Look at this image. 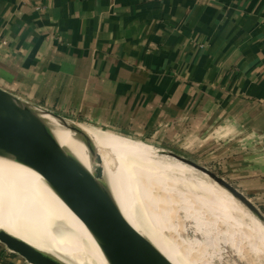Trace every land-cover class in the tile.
I'll return each instance as SVG.
<instances>
[{"label": "crops", "instance_id": "0c3cea01", "mask_svg": "<svg viewBox=\"0 0 264 264\" xmlns=\"http://www.w3.org/2000/svg\"><path fill=\"white\" fill-rule=\"evenodd\" d=\"M0 88L152 147L223 134L264 198V0H0Z\"/></svg>", "mask_w": 264, "mask_h": 264}, {"label": "bare ground", "instance_id": "6f19581e", "mask_svg": "<svg viewBox=\"0 0 264 264\" xmlns=\"http://www.w3.org/2000/svg\"><path fill=\"white\" fill-rule=\"evenodd\" d=\"M35 114L60 148L108 192L127 223L171 264H202L207 247L218 245L243 264H264L260 230L264 219L205 173L142 143L79 128L93 145L90 149L63 121L47 112ZM0 198L15 208L24 223L0 211V235L24 242L57 264H134L105 229L70 207L40 173L6 154L0 155ZM163 198L175 211L168 225L162 221L157 225L155 203ZM187 219L194 220L192 227L202 240L190 241L184 235ZM69 242L86 243L92 258ZM253 248L259 253L254 262ZM7 249L18 253L14 246Z\"/></svg>", "mask_w": 264, "mask_h": 264}, {"label": "water", "instance_id": "95a60500", "mask_svg": "<svg viewBox=\"0 0 264 264\" xmlns=\"http://www.w3.org/2000/svg\"><path fill=\"white\" fill-rule=\"evenodd\" d=\"M47 112L74 132L88 148L91 143L70 119L35 106L0 88V155H10L23 165L40 173L61 195L65 202L101 226L132 258L134 264H171L146 239L138 234L121 215L108 192L75 159L67 155L36 116ZM168 155L205 173L225 187L229 193L248 207L257 217H264L242 193L222 178L174 153ZM95 158V157H94ZM101 170H97L99 177ZM0 242L15 247L28 264H57L44 255L31 250L24 242L0 235ZM13 245V246H12Z\"/></svg>", "mask_w": 264, "mask_h": 264}, {"label": "rangeland", "instance_id": "374dc122", "mask_svg": "<svg viewBox=\"0 0 264 264\" xmlns=\"http://www.w3.org/2000/svg\"><path fill=\"white\" fill-rule=\"evenodd\" d=\"M74 123V124H78L77 127L78 128H83V129H88L91 131H95V132H102V133H108L111 135H114L118 138H120L119 140H126V141H131V142H136V143H142L146 146H149L150 148H154L157 149L158 151L166 154L167 156H169L171 159H174L176 161H179L178 159L168 155L166 152L168 153H174L180 157H183L189 161H192L193 163H195L196 165L203 167L204 169H206L207 171L215 174L216 176H218L219 178H222L226 183H228L229 185H231L233 188H235L236 190H238L240 193H242L247 199H249V201L251 202V204L257 209V211L264 217V198L260 197L256 194H249V192H251V189H247V188H241L236 186L235 184H238V180L239 178H233L231 179L232 181H229L228 179V175L229 172L227 170L226 164L223 163L222 160V151H223V146H222V139L223 134H219L222 136H219L220 138L216 137H211L208 138L206 140H200L199 142L196 143H183L181 145H179L177 148H159V147H152L151 145L141 142V141H137V140H132V139H128L126 137H122L121 135H116L110 132H105V131H101L95 128H89L86 126H90L88 124L85 123H81L79 121H76L74 119H70L69 122ZM82 124V125H80ZM86 125V126H83ZM228 148V144L226 146ZM228 151V150H227ZM182 165L184 162L179 161ZM186 165H189L187 163H185ZM184 164V165H185ZM191 166V165H189ZM193 167V166H192ZM196 169V168H195ZM198 170V169H196ZM206 178V177H205ZM208 180L217 183L215 180H213L211 177H208ZM219 185L220 188L225 189V187H223L222 185H220L219 183H217ZM40 195L37 194L36 196V200H40ZM168 200V199H167ZM166 198L161 199L159 202L156 201V207L158 208V214L155 218V223L158 225L159 223L164 222L167 225L169 224L168 222L170 221L169 216L171 213H173L175 211V208L170 206V204L167 203ZM244 207V206H243ZM247 212L248 209L244 208ZM0 211H6L7 216H9L11 219H21V225H23V218H21L18 214L17 211H15V208L11 207L6 200H4L3 198H0ZM251 215V213H250ZM143 222H147L145 220H142ZM159 221V222H158ZM148 223V222H147ZM261 223V222H260ZM189 225V226H188ZM183 231H184V235L187 236V238L191 241H200L202 240V236L201 234H197L195 232V228L192 227L194 226V220L188 219L183 223ZM261 227L260 230L262 231V236H263V246H264V223H261ZM151 229V228H150ZM69 244L71 246H74V248L79 249L81 252H83L84 255H86L87 257H91L93 256V252L91 250V248L86 244V243H82V244H76L73 242H69ZM180 244L179 242H176V247H179ZM181 247L185 248L184 245H181ZM247 247V246H246ZM86 249L83 251V249ZM210 248V249H209ZM258 248V246H257ZM225 250V249H224ZM223 250V247H221V245L218 246H211V247H207L206 250V254L204 255L205 257L202 256V264H243L242 262H240V260L235 257L231 252L226 253V251ZM258 249H254L253 248V257H252V262L255 261V258L258 257L259 253L257 252ZM85 252H87L88 254H86ZM247 255V259L248 261L250 260L251 257V253L246 254ZM221 256V257H220ZM9 260V261H7ZM239 260V261H238ZM5 261L8 262H12L14 264H28L21 256H19L16 253H11L7 247L2 244L0 242V264H5Z\"/></svg>", "mask_w": 264, "mask_h": 264}]
</instances>
